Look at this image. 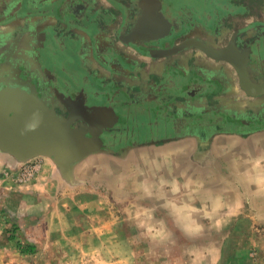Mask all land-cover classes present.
<instances>
[{"label": "rangeland", "instance_id": "obj_1", "mask_svg": "<svg viewBox=\"0 0 264 264\" xmlns=\"http://www.w3.org/2000/svg\"><path fill=\"white\" fill-rule=\"evenodd\" d=\"M168 1L192 36L224 43L235 29L264 28L256 0L252 12L245 0ZM65 95L54 100L69 111ZM58 114L97 133L104 149L70 177L49 156L21 161L0 149V264H264V128L211 132L187 122L184 134L159 138L156 126L118 139L109 133L117 113Z\"/></svg>", "mask_w": 264, "mask_h": 264}, {"label": "crops", "instance_id": "obj_2", "mask_svg": "<svg viewBox=\"0 0 264 264\" xmlns=\"http://www.w3.org/2000/svg\"><path fill=\"white\" fill-rule=\"evenodd\" d=\"M111 1L109 0V3ZM161 1L163 3L164 14L167 18L172 23L178 21L177 7L171 1ZM123 2L128 12L126 22H128L129 26L131 21H133L132 18L135 17L133 30L131 31L132 34L130 35L132 39L149 41L153 38H161L163 34L161 32L165 30L166 23L158 20L156 27L151 29V22L153 20L148 21L150 17H154L155 12H158L157 0H146L143 4L139 3L138 0H123ZM96 4H99V7L110 6L106 5L105 0H102V4L99 3V0H0V79L9 78L12 75H15V78H20L23 70L27 73L32 71L28 60L33 59V52L26 47V40L27 34L36 29L37 32L40 31L42 36H44L42 39L45 49L43 53L40 51L39 54L38 52L40 61L36 72H40L43 76L44 73H47L46 76H49V80H53L47 86V88L59 90V92L56 90L52 93L53 97H59L63 93L70 96L71 94H76L78 90L85 91L86 94L93 92L95 90L94 86L97 87V84L94 82H92L94 84H82L79 80H81L82 75L86 76V79L87 77L93 78V75L98 73V71L100 74L105 71L118 81H125V74L127 72L123 68H127L128 66L124 63L123 56L127 57L129 54L133 57L132 60L135 61L134 64L137 66L128 68L130 69V78L128 79L131 83L129 88L133 91L132 96H137L138 94L147 95V105L150 106L153 112L149 118L151 122L157 120L155 112L160 109L159 105L163 103L164 99L167 100H165L162 107L166 109L170 101L169 98L178 95L182 88L187 87L181 77L173 80L174 74L171 76L168 74V68L166 67L168 63H173L172 65L175 64L174 66L179 64L181 68L187 70H192L194 65L203 67L208 78L211 79V76H214L225 80V82L226 79L229 80V87L225 85V88L221 92L214 93L215 96L205 97V101L202 104L204 107H210L211 103L217 106L219 103L220 106L224 107L236 105L235 108H239L240 110L242 107L244 112L247 113L252 108L257 111L261 108V110H264V94H250L241 87L238 83L237 73L234 74V70L231 68L230 61L232 60L218 58L199 45L189 47L182 53L174 55L173 53L168 54L161 51L160 53H154L152 56H146V54L130 48L128 49V53L119 51V56L116 54L110 56L107 63L112 64L115 61L117 62L115 67L104 64L100 61V57L102 56H99L97 44L103 41L104 38L109 37V35L113 37L114 33L124 24V21H122L121 15V17H118V22L114 24L113 14L111 12L106 14L99 9H93ZM166 10L167 12H165ZM169 11L173 12L170 13ZM104 26L105 29H103ZM120 30L121 33H126L125 36L129 34L127 26L125 28L121 27ZM258 33H252L254 36V39L251 41V45H254L252 52H256L257 57H264V36ZM214 35L216 37L218 34ZM50 36H54L53 38L55 39L51 41ZM193 36L200 37L207 45L214 46L213 48L218 50H223L227 46V39L224 43H219L202 33H196ZM46 42H48L50 47L49 50ZM70 42L75 44L73 50L70 49ZM118 43L120 44V42ZM65 44L68 45L69 50L65 47ZM159 44L155 43L154 45L156 47H167ZM174 45H179V41H175ZM26 49L28 50L27 52H25ZM193 55L196 56V58L194 57L195 61L186 58ZM138 60L145 63L144 69L140 70L138 68ZM262 70L264 71V68ZM260 73L261 71L257 74L259 78H255L254 76V78H251L250 75L252 82L258 84L261 80H264V76ZM40 77L38 76V78ZM73 81H77V84L72 85ZM173 81L181 82L180 84L182 85L178 82L179 89L176 88ZM47 93L50 95L49 91ZM158 99H161V101H158ZM237 105H240V107H237Z\"/></svg>", "mask_w": 264, "mask_h": 264}, {"label": "flooded vegetation", "instance_id": "obj_3", "mask_svg": "<svg viewBox=\"0 0 264 264\" xmlns=\"http://www.w3.org/2000/svg\"><path fill=\"white\" fill-rule=\"evenodd\" d=\"M230 3L234 4L232 1ZM240 4V3H239ZM243 5V3H241ZM238 5V4H237ZM238 6L239 9H244L246 10L245 6ZM93 9H99L103 12L107 13H112L114 16L113 22L116 24L119 20L118 17H121L122 21H124V24L120 26L125 28L127 26V29L129 34L125 36L126 33H121V30L119 29L116 31L114 34L115 38L113 39L112 36L109 35L105 40L100 41L97 44V50L99 53L100 61L103 62L106 65H112L115 67L117 62H113L112 64H108L107 61L110 58L112 54H116L119 56V51H125V53H128V49L134 48L138 50L139 52H142V54H146V56H152L154 53H160L162 52H167L169 49L175 47L174 43L175 41H179V44L186 42V45L181 48L178 51L173 52L174 54L182 53L184 50H187L189 47L193 46H198L199 44L197 43L198 41H202L200 37H192L190 31L193 29L191 28H186V26H183V22L179 21H174L172 24V31L171 35L165 38H153L150 39L149 41H140V40H134L130 36L132 34L133 30V24H134V19L131 21L130 26L128 25V22H126V19L128 17V12L125 6V3L123 1H118L114 3V6H100L99 4H96ZM168 10V9H167ZM167 10L165 12H167ZM170 12V11H169ZM171 13V12H170ZM103 17H106L105 15H102ZM179 18V17H178ZM107 19V18H106ZM214 24L218 26V20H214ZM195 22V21H194ZM193 24V21L191 22ZM196 24V22H195ZM129 26V27H128ZM260 27H257L255 29L247 30L246 32H239V29H235L232 31L230 37L226 40V47L223 48L225 50L226 48L231 51L232 48L235 50L232 53L239 61V63L242 60V57L245 58L246 62V70L248 75H251V78H259L258 72L261 71V75L264 76V71L262 70L264 68V57H257L256 52H252L249 54V48L252 49L254 45H251L252 39H254L252 33L259 32L258 34H263L264 36V28H262V31H259ZM105 29V26L104 28ZM112 29V28H111ZM110 29V30H111ZM261 29V28H260ZM109 30V31H110ZM189 30V31H188ZM108 31V32H109ZM127 32V33H128ZM131 32V33H130ZM224 32V31H223ZM217 34V33H215ZM223 34V33H221ZM216 35V37L219 38V35ZM42 33L39 31L37 32L36 29H33V31L29 32L27 34V40H26V47H28L33 53L32 57L33 59H29V67H31L32 71L26 72L23 70L20 74V78H16V81L23 85H32L35 87L36 92L44 98L46 101V104L50 106L51 108H55L57 112H60L61 114L65 116H69L70 113L75 112L74 106L70 105L69 111L68 109H63L61 106H58V104H55V100L57 97H51L47 92V90H51L52 92H55L54 89L47 88L49 86L50 81L49 76H46L47 73H44V76L40 74V72H36L39 67V54L40 51L43 53L45 51L44 46H43V38ZM234 39L235 43H232V40ZM117 40V41H116ZM171 40V41H170ZM217 41V40H216ZM120 42V44L118 43ZM155 43H160L162 46H167L165 48L163 47H156L154 45ZM159 44V45H160ZM46 45H48V42H46ZM155 46V47H154ZM237 46V47H235ZM214 47V46H213ZM212 47V48H213ZM216 49V48H214ZM226 49V50H227ZM220 50V49H219ZM225 50V52H227ZM28 50L26 49L25 52ZM39 52V54H38ZM148 54V55H147ZM211 54V53H210ZM123 55V54H122ZM172 55V56H173ZM213 55V54H212ZM145 56V55H143ZM171 56V55H168ZM215 56V55H214ZM249 56V58H248ZM41 57V56H40ZM196 56H187L189 60H194ZM42 58V57H41ZM125 64L128 66L127 68H123L127 73L125 74L126 79L125 81L121 82L115 79L112 75H108L107 72L103 71L101 74L98 71L95 75H93V78L87 77L82 75L80 82L82 84L88 83V84H94L95 82L97 83V87L94 86L95 90L94 96L92 97L94 100L91 101L87 100L86 94L85 96L83 95L84 91L78 90L76 91V100H82L87 103L91 104H100V105H105L106 109H103V114H105L107 117L110 119H115L118 114V126L116 127V131L110 132L111 135H114L118 139H126L124 136L126 134H132V135H140V134H135V131L140 132L143 130V128H149V131L155 130L156 126L163 128L164 132H157L155 136H160L159 138L166 137L171 134L175 133H187L185 131V125L187 122V128L195 127L196 130H199L198 127L202 125L204 129H209L211 132L213 131H219V130H235L237 125L241 124V127H247V129L252 130L254 128H264V110H256L252 108V110L247 113L244 112V110L241 107V110L239 108H235V106H220L218 105H213L211 103L210 107H204L202 106L203 102L205 101V97L207 96H215V92L219 93L221 92L226 86H230L229 80L226 79H220L216 78L214 76H211L212 78H208L206 76V73L204 71L203 67H197L193 66L192 70H187L184 68H181L179 64H176V66L171 64H167L168 68V74L171 76L174 74V77L172 78L173 80L181 77L183 83L187 86L186 88H182L180 93L178 95H175L173 98H169V103L167 104L166 109H163V103L167 99H162L163 103L159 105V110H156V119L155 121H150L149 118L151 114L153 113L152 110L150 109V106L147 105V95L145 94H138L137 96H132L133 91L130 90V81L128 78H130L129 72H130V67L136 66L134 63L135 61L132 60V56L128 54L127 57H124ZM247 59V60H246ZM231 63V68L234 70V74L237 73L238 77V83L241 85L242 88L247 90L243 83H242V77L240 74V70L238 67V64L235 61H230ZM137 65L139 66L138 68L140 70L144 69V62H141L138 60ZM137 67V66H136ZM110 68V67H109ZM162 71V70H160ZM36 75H35V73ZM162 73V72H161ZM160 73V74H161ZM42 75V76H41ZM38 76L40 78H38ZM235 76V75H234ZM254 76V77H253ZM236 77V76H235ZM216 79V80H214ZM235 80V78L233 77ZM94 82V83H92ZM176 85V88L179 89L178 87V82L179 81H173ZM180 84V83H179ZM234 85V84H233ZM220 95V94H219ZM210 97V98H211ZM218 98V97H217ZM174 101H173V100ZM60 98L57 99L59 101ZM172 100V101H171ZM158 101H161V99H158ZM212 102V101H210ZM175 106L173 107V105ZM183 105V106H182ZM79 107V106H78ZM238 107V106H237ZM170 108V110L168 109ZM73 109V110H72ZM80 109V108H79ZM114 109V112H112ZM135 109V110H134ZM72 110V111H71ZM165 110V111H164ZM78 113L80 114L81 112L77 110ZM85 111H82V113ZM259 112V113H258ZM210 115V121L203 119L206 116ZM125 119V120H124ZM129 120L130 122H134L136 120H140L138 125H124V121ZM220 124V125H219ZM197 125V126H196ZM121 126V129L120 127ZM169 126L173 129H171V132H167V128ZM151 128V129H150ZM133 129V130H132ZM242 129V128H240ZM130 130H132L134 133H132ZM129 131V132H127ZM153 132V131H152ZM151 132V136L152 135ZM184 132V133H183ZM190 132V131H188ZM197 132V131H195ZM104 135V134H103Z\"/></svg>", "mask_w": 264, "mask_h": 264}, {"label": "water", "instance_id": "obj_4", "mask_svg": "<svg viewBox=\"0 0 264 264\" xmlns=\"http://www.w3.org/2000/svg\"><path fill=\"white\" fill-rule=\"evenodd\" d=\"M145 1L138 0L142 4ZM157 3L158 10H156L158 12H155L154 17H150L148 21L153 20L151 29L156 27L158 20L166 23L165 30L161 32L163 33L161 38H165L171 35L173 23L164 14L162 1L157 0ZM141 25L143 24L141 23ZM53 37L50 36L51 41L55 39ZM197 43L201 48L218 58H228L235 61L238 64L242 83L247 91L250 94H264V80H261L258 84L252 82L246 70L245 58L242 57L239 63L238 59L232 54L234 48L231 51L226 48L227 52H225V50L212 48L204 41H198ZM232 43H235L234 39ZM185 45L186 42H183L169 49L167 53L172 54ZM69 46L72 50L75 48L73 42H70ZM248 48L249 54L252 53V49ZM73 84L77 83L73 81ZM57 91L59 92V90ZM68 98L69 101L65 100V102L69 107L70 105L74 106V110H79L82 113V109H84L85 112H91L93 117L103 114L97 107H89L86 103L82 104L80 101L76 102L72 96H68ZM71 119L72 117L61 118L55 108H51L46 104V101L36 92L34 86L19 83L16 81L15 75L0 79V149L2 151L14 155L21 161L39 155L49 156L59 165L62 172L70 177L76 163L104 149V142L97 133L93 132L92 135H88L72 127Z\"/></svg>", "mask_w": 264, "mask_h": 264}, {"label": "trees", "instance_id": "obj_5", "mask_svg": "<svg viewBox=\"0 0 264 264\" xmlns=\"http://www.w3.org/2000/svg\"><path fill=\"white\" fill-rule=\"evenodd\" d=\"M257 1V6L260 7V8H256V9H261L262 11V14L264 17V0H256ZM245 3L248 5L254 3V0H245ZM248 8L250 9V12H252L253 10L248 6ZM249 9L246 8V10L248 11ZM263 9V10H262ZM260 11V10H259ZM264 20V18H262ZM261 21V20H260ZM263 22V21H262ZM23 252H26V251H30V252H33L34 251V246H29L28 248H25V249H21Z\"/></svg>", "mask_w": 264, "mask_h": 264}]
</instances>
